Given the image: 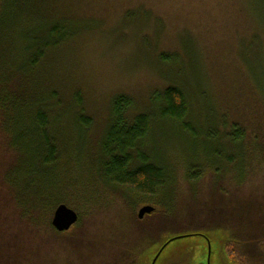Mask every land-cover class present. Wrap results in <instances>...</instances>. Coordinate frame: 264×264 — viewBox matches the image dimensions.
Returning <instances> with one entry per match:
<instances>
[{
    "label": "rangeland",
    "instance_id": "374dc122",
    "mask_svg": "<svg viewBox=\"0 0 264 264\" xmlns=\"http://www.w3.org/2000/svg\"><path fill=\"white\" fill-rule=\"evenodd\" d=\"M2 5L9 30L0 32V264H122L129 258L149 264L155 247L177 235L186 236L169 241L155 264H230V239L258 248L264 238V0ZM56 23L68 39L30 67L26 48L41 47ZM168 85L180 86L190 102L187 130L169 121L155 126L142 153L171 166L175 200L167 187L154 196L105 187L99 140L113 97L133 98L129 116L155 114L150 99ZM77 91L91 128L81 127ZM53 92L49 113L64 154L49 166L48 148L39 147L36 156L37 135L18 132L32 105L44 99L47 106ZM231 122L244 128L242 142L226 139ZM192 165L201 176L190 184ZM59 203L79 216L66 234L50 225ZM146 204L155 210L138 219Z\"/></svg>",
    "mask_w": 264,
    "mask_h": 264
},
{
    "label": "trees",
    "instance_id": "16d2710c",
    "mask_svg": "<svg viewBox=\"0 0 264 264\" xmlns=\"http://www.w3.org/2000/svg\"><path fill=\"white\" fill-rule=\"evenodd\" d=\"M0 7H3L2 0ZM1 10L0 8V32L4 30L3 33H5L9 30L8 13L5 18H2L5 11ZM57 23L50 30L41 47L26 48L29 52L28 56L31 55L27 59L30 67H34L36 63L38 64L47 48L68 39L65 31L66 28L62 26V29H60ZM32 48L35 49L32 51ZM158 59L163 63L160 56H158ZM1 92H3V89L0 90V96ZM75 97L76 103L74 106L78 108L79 117L82 119L81 127L91 128L92 118L84 113L83 98L79 91L75 93ZM54 99H57L56 92H53V96L49 98L48 102ZM50 102L46 106L44 99H41L39 102L33 104L32 112L30 113V117L27 118L26 124L24 125V121H22L24 129H19L18 133L23 135L25 132L30 131L32 135H37L40 139L38 148H48L49 154L46 156L45 162L49 166H54L61 161L64 153L62 151L63 143L55 135V128L49 113L50 109L53 110ZM150 105L156 111L155 114L152 112H139L129 116V112L134 108L133 98L126 94H116L113 97L110 105L109 121L99 140V148L103 158L101 163L102 173L99 174V180L109 189L118 188L120 190L127 188L141 196H154V193L158 189L167 187L170 190L169 196L172 197L173 193V200H175L173 189L174 174L171 166L164 159L154 164L155 161H151L142 151L147 148L146 140L151 135L155 126L160 127V124L169 121L180 127L182 133L186 132L187 129L185 128L187 124L185 120H188L191 105L187 101L185 91L178 85H168L159 93L152 95ZM1 106H4L2 98H0ZM230 127V132L226 133V139L234 143L236 140L242 142L245 138L244 128L236 122H231ZM36 156H40V148L37 149ZM219 156L223 157L220 154ZM227 160H232V158H228L225 161L227 162ZM200 176L201 172L195 170L193 165L190 166L187 171L189 183H195V180ZM78 221L67 231L57 232L52 226L51 229L58 234H66L73 227H76ZM262 238L257 240L259 246L255 251L249 250L242 245H236V242L232 241V239L228 240L229 244L232 243L231 250L226 248L230 264H264V238ZM227 244L225 243L226 246ZM122 264H136V260L129 258L128 262Z\"/></svg>",
    "mask_w": 264,
    "mask_h": 264
},
{
    "label": "water",
    "instance_id": "95a60500",
    "mask_svg": "<svg viewBox=\"0 0 264 264\" xmlns=\"http://www.w3.org/2000/svg\"><path fill=\"white\" fill-rule=\"evenodd\" d=\"M154 209H155V207L152 205H149V204L143 205L139 208V210L137 212V217L139 219H141V218H143V216L145 214H148V213H151L152 211H154ZM78 218H79L78 213L75 210H73L72 208H70L69 206H67L64 203H59L56 205V207L53 210L50 224L57 232H63V231L69 230L70 227L78 221ZM187 234H189V233H187ZM181 236H186V235H180V236L177 235V236H174L171 238H166L160 244H158L155 247V252L153 254V257L149 260V264H155L160 253L163 251V249L166 247V245L169 241H171L173 239H177ZM206 242H207V247H208V255H210L211 254L210 253L211 252L210 251V243H209V241H206ZM223 243L221 246L222 252L224 249L225 242L223 241ZM223 254H225V253L223 252ZM148 257H149V255H148ZM227 260H228V258H227ZM204 264H206V263H204ZM207 264H208V260H207Z\"/></svg>",
    "mask_w": 264,
    "mask_h": 264
},
{
    "label": "flooded vegetation",
    "instance_id": "af4514ba",
    "mask_svg": "<svg viewBox=\"0 0 264 264\" xmlns=\"http://www.w3.org/2000/svg\"><path fill=\"white\" fill-rule=\"evenodd\" d=\"M0 3H1V0H0Z\"/></svg>",
    "mask_w": 264,
    "mask_h": 264
}]
</instances>
